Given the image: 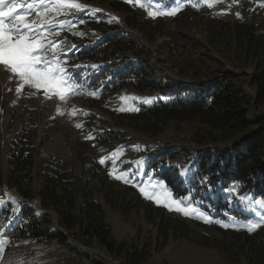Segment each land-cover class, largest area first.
<instances>
[{"label":"rangeland","instance_id":"1","mask_svg":"<svg viewBox=\"0 0 264 264\" xmlns=\"http://www.w3.org/2000/svg\"><path fill=\"white\" fill-rule=\"evenodd\" d=\"M76 2L85 8L82 11H72L75 17L82 13L89 12L90 15H94L100 12L104 16L94 21L102 23L108 31L105 34L93 24L87 28H82L80 25L77 32L76 30L70 32L71 29L58 31L62 37L53 38L58 47L55 52H49L48 55L52 54L50 58H62L63 68L68 71L71 64H66L68 62L66 58L76 46L80 47L82 44L90 46L97 43L104 35H112L115 31L110 28L115 27L119 31L125 30L126 33L131 34L130 41L135 47L141 49V54L137 56L134 50H127L119 52L118 56L116 53V55L104 58L101 56L103 52L98 42L95 44L96 51L92 53V57H85L75 64L76 68L82 72L80 76H87V81H89L93 70L100 66L113 64L107 77H104L109 79L114 73L124 71L127 67L129 69L136 60H139L151 70L149 83L145 82L144 91H140L131 84L137 82L135 77L129 79L127 76L116 82V88H105L101 95L98 94L100 91L98 88L87 94L70 95L66 101H61L55 98H45L43 90H37L26 84L18 92L17 89L20 87L18 78L0 66V162L3 174L5 176L8 174L11 149L16 140L19 141L21 138L29 141L35 163L39 168L58 163L81 176L85 181L94 178L99 180L97 172L92 170L94 162H97L101 166V171H105L111 180L116 179V176L127 180L131 175V183L136 184L139 178L134 180L136 173L141 171L142 165L154 154L164 151L174 154L184 149L186 153L182 155V161L181 156H178L167 164L176 170L171 171V175H175L172 181L178 184V192L181 196L179 199L170 189L162 185H159V189L153 196L149 191L148 183L152 179L137 183L136 186H142L140 190L146 197L152 196L155 201L159 198L160 204L165 203L164 205L175 209L173 201H178L182 207L189 210V216L176 210H170L171 212L168 213L172 217L179 216L184 219V232L192 236L194 240L199 241L203 237L221 239L218 233L211 230V227L203 229L196 226L197 223L210 224L211 222V218L206 215L207 212L192 207L195 191L186 188L197 181L195 175L198 166L196 165L200 164L196 157L203 155L206 151L214 150L213 148H240L241 144L249 147L259 137L258 129L256 127L249 129L242 134L243 137L224 144L199 146L196 141L204 134V130L197 124L169 122L163 127L161 133L151 135L137 131L121 115L140 113L143 107L149 108L160 101H162L160 104L167 102L173 97L174 90L180 88L174 85V82H183L186 85H212L220 77L232 72L241 83H244L248 91L251 90L249 79L252 67L246 62L244 56L226 40L213 37L211 28L215 25L214 28L220 30L221 27H219V22L214 25L211 22L213 17L226 21L251 19L262 24L264 30V3L246 0H180L168 9L164 8L165 12H158L156 9L161 7L152 0H140L139 4L135 1L132 3L121 1L124 7H128L130 11L128 12L127 8L125 10L116 9L113 6V0H76ZM173 10H175L173 15L161 14ZM187 10H192L197 15L192 17L193 19L177 21L176 19ZM153 12L157 15H151ZM132 15L135 18L131 17ZM32 16L29 17L30 20L37 19L36 16ZM69 32L74 34L70 35ZM63 35H67L68 38ZM102 82L105 84L104 79ZM166 82L168 85H165ZM185 95L191 96L192 92ZM75 109H83L85 112L79 113L77 119H73ZM121 109L124 110L121 111ZM250 117H264V103L253 105ZM77 124L82 127L77 128ZM167 156L171 157L170 153ZM193 157H195L194 161L188 162ZM101 159L105 160L104 164L100 163ZM182 162L185 165H182ZM121 179L116 180L123 186L128 185V182ZM195 187L197 195L199 187ZM209 187L208 195L214 191V186ZM107 191L110 192L108 189ZM0 192H9L18 197L5 184L0 186ZM117 193L114 191L113 196ZM118 195L124 199L125 206L129 204L130 201L124 194ZM96 197L104 206L107 222L118 242L137 240L142 243L146 240L151 244L152 250L156 248L157 229L145 220L143 213L133 210L127 222L116 210L106 204L103 195L96 194ZM237 200L240 202L241 209L250 213V222L237 224L235 221H230L221 225H229L226 228L249 230L254 224L257 225L255 228L264 224V207L261 203L247 197ZM4 202L5 199L0 197V206ZM29 205L36 209L33 215L36 218L41 210L44 211L38 199L30 202ZM192 209L196 211L192 212ZM54 223L57 226L56 218H54ZM4 228L0 229V236L4 241L7 240L5 243H8L9 239L2 235ZM68 243L70 247L75 246L79 251L103 259L105 264H123L121 259L114 260L96 241L86 246L76 236L70 235ZM165 263L231 264L218 249L201 247L187 239L177 240L172 237L160 251L153 250L152 256L146 262V264ZM3 264L95 263L85 256L71 252L67 246H62L57 241L45 243L27 240L8 250ZM238 264H246L245 259L240 258Z\"/></svg>","mask_w":264,"mask_h":264},{"label":"trees","instance_id":"2","mask_svg":"<svg viewBox=\"0 0 264 264\" xmlns=\"http://www.w3.org/2000/svg\"><path fill=\"white\" fill-rule=\"evenodd\" d=\"M156 1L170 3L175 0ZM246 1L264 3V0ZM113 6L119 10L127 8L130 12L121 0H113ZM196 15L192 10H187L176 20L193 19L192 17ZM131 17L135 18L134 15ZM212 20L211 24L219 22L221 27L220 30L215 29V25L211 28L213 37L226 40L252 67L249 79L251 90L248 91L244 83H241L232 72H228L220 79L217 78L218 81L209 84L210 86L174 82V85L180 88L170 101L150 108L143 107L140 113H127L128 115L121 116L137 131L151 135L161 133L169 122L197 124L204 130V134L196 141L199 146L224 144L243 137L242 134L249 129L255 127L258 129L259 137L249 147L241 144L240 148H213L214 150L196 157L200 164L196 165L198 169L195 177L198 181L186 188L195 191L193 197L195 204L213 219L210 224L197 223L196 226L203 229L211 227L210 229L218 233L221 239L203 237L199 241L194 240L184 232V219L179 216L172 217L168 209L144 199L134 185L123 186L118 180H111L105 171H101V166L97 162H94L92 170L97 172L99 180L94 178L90 181H85L58 163L39 168L35 163L29 141L21 138L19 141L16 140L11 149L6 176L0 162V186L5 184L20 199L11 198L7 209L0 214V218L3 219L1 229L13 218L12 207L17 206L20 212L19 218L14 219L10 228H7L6 234L11 236L13 242L0 252V264H3L8 250L27 240L45 243L57 241L60 245L67 246L71 252L85 256L95 264H105L103 259L79 251L75 246L70 247L68 245L70 235L76 236L86 246L96 241L114 260L121 259L123 264H146L153 250L160 251L170 237L177 240L187 239L201 247L218 249L231 264H238L242 257L246 264H264V224L252 231L221 225L230 221L237 224L250 222V213L244 212L236 199L247 197L264 205V117H250L251 107L264 103V30L262 24L251 19L226 21L213 17ZM92 24L97 25L104 33L108 31L102 23L94 20L85 22L83 27L87 28ZM113 29L115 32L111 36V45L102 48L101 56L105 58L116 53L118 56L119 52L127 50H134L137 56L141 54V49L130 41L132 37L130 33H126L125 30L119 31L115 27L110 28ZM136 68L139 69L132 71V76L137 82L131 84L137 90L144 91L143 86L145 82L149 83L151 70L142 61L138 62ZM165 85H168V82ZM188 92H192V95H184ZM83 147L86 148L87 145ZM168 153L171 157L167 156ZM184 153L186 151L181 149L174 154L165 152L158 156L161 160L169 161L181 156L182 161ZM182 165L185 164L182 162ZM171 171L176 170H170L169 173V169H160L156 171V175L180 197L178 184L172 181L175 175H171ZM211 185L214 186V191L208 195ZM195 186L199 187L197 195ZM114 191L118 192L116 196H113ZM96 194L103 195L106 204L127 222L133 210L143 213L145 220L157 229L156 248L152 250L151 244L146 240L142 243L137 240L118 242L107 222L104 206ZM118 194H124L129 199V204L125 206L124 199ZM36 199L44 209V213L37 218L33 216L36 209L29 205ZM54 218L57 219V226Z\"/></svg>","mask_w":264,"mask_h":264},{"label":"snow or ice","instance_id":"3","mask_svg":"<svg viewBox=\"0 0 264 264\" xmlns=\"http://www.w3.org/2000/svg\"><path fill=\"white\" fill-rule=\"evenodd\" d=\"M128 2L132 3L134 0ZM135 2L139 4L140 0ZM140 6L143 7L142 4ZM84 8L76 0H29L27 4L20 0H0V66L18 78V92L26 84L37 90L43 89L45 98L50 99L55 95L61 101H66L67 95L71 94L75 86L70 82L67 70L60 66V61L47 58L48 53L55 52L58 47L56 42L47 39V35H58L57 29L65 26L63 23L54 22L56 16L82 11ZM21 9L26 10L21 12ZM161 14L173 15L175 10ZM32 15L37 19L30 20ZM151 15L155 16L157 13L153 12ZM76 127L80 128L82 125L77 124ZM100 163L104 164L105 160L101 159ZM116 179L121 177L116 176ZM156 202H160L159 198ZM173 203L175 209L169 206V210L180 211L185 216L190 215L189 210L182 207L180 202ZM256 226L252 225L249 231ZM4 243L0 236V248H3Z\"/></svg>","mask_w":264,"mask_h":264},{"label":"clouds","instance_id":"4","mask_svg":"<svg viewBox=\"0 0 264 264\" xmlns=\"http://www.w3.org/2000/svg\"><path fill=\"white\" fill-rule=\"evenodd\" d=\"M111 45V44H110ZM90 54H92V53H90ZM89 55V54H88ZM87 56V55H86Z\"/></svg>","mask_w":264,"mask_h":264},{"label":"built area","instance_id":"5","mask_svg":"<svg viewBox=\"0 0 264 264\" xmlns=\"http://www.w3.org/2000/svg\"><path fill=\"white\" fill-rule=\"evenodd\" d=\"M95 252H97V251H95Z\"/></svg>","mask_w":264,"mask_h":264}]
</instances>
